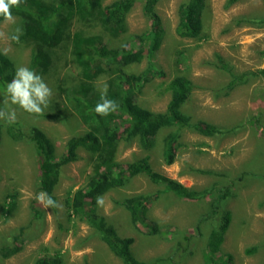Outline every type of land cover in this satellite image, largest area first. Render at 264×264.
<instances>
[{"label": "rangeland", "instance_id": "obj_1", "mask_svg": "<svg viewBox=\"0 0 264 264\" xmlns=\"http://www.w3.org/2000/svg\"><path fill=\"white\" fill-rule=\"evenodd\" d=\"M113 0H104L107 4ZM185 0H161L156 10L161 18L164 36L154 62L166 73L145 85L137 100L143 107L163 112L169 101L165 86L175 75L188 77L194 89L184 103L183 111L191 123L203 121L221 129L223 134L206 136L197 129L181 131L175 162L165 165L161 159L162 139L171 129L159 132L154 146L141 149L134 141L121 143L117 162H131L149 157L151 167L187 188L203 191L213 185L229 186L230 195L208 219L212 195L200 200L177 199L159 194L160 187L144 175L131 178L124 186L103 195L105 204L96 211L112 224L120 236L134 239L132 252L144 264H205L203 253L207 236L217 225L222 211L231 214V222L221 252L232 256V264L264 263V76H247L244 82L228 88L232 74L254 72L264 68V0H238L226 7L227 0H206L203 32L205 39L180 38L175 34L177 7ZM142 0L127 16V35L139 34L149 22L141 11ZM17 20V19H16ZM18 24V21H17ZM15 25L0 23V30L10 32ZM80 27V26H79ZM99 33L110 47H122L124 41L110 38L99 27L84 30ZM31 44H11L6 55L15 64L27 66ZM69 45L53 49L47 75H41L53 91L44 116L30 115L17 106L16 122L27 133L41 129L52 141L56 157L63 154L66 140L84 131L74 110L66 103L59 86L80 81L79 69L72 62ZM146 66L125 67L138 73ZM107 78L93 83L100 92ZM5 99L0 97V106ZM4 126V122L1 121ZM199 126V125H198ZM79 159L61 168L54 189L61 209H44L34 196L38 189V165L33 143L28 138L12 140L0 129V264H33L46 254L60 253L64 264H123L84 221L67 215L66 200L83 187L98 165L97 155L78 150ZM17 193L16 209L4 214L6 195ZM154 196L145 206L148 222L156 224L159 233L137 224L133 226L127 211L118 204L128 196ZM34 211H32V209ZM38 212L39 217H35ZM212 215V214H211ZM20 230H23L20 233ZM18 248L4 257V248ZM254 248L252 254L246 250Z\"/></svg>", "mask_w": 264, "mask_h": 264}, {"label": "trees", "instance_id": "obj_2", "mask_svg": "<svg viewBox=\"0 0 264 264\" xmlns=\"http://www.w3.org/2000/svg\"><path fill=\"white\" fill-rule=\"evenodd\" d=\"M161 0H142L141 11L149 22L148 28L133 35H127V16L136 6V0H113L107 4L104 0H23L19 8H13V15L23 27L22 43L31 44L28 67L39 75H47L52 64L53 49L69 45L72 62L79 69L80 81L71 86H59L66 103L74 110L76 117L84 127L80 135L69 137L64 145L63 154L56 157L55 147L46 134L31 127L24 133L18 123L2 125L7 135L14 141L28 138L34 145L38 165V189L46 191L56 200L54 189L60 177L61 168L79 159L78 150L83 149L97 155L98 165L83 187L72 192L66 200L67 215L70 218L84 220L99 236L109 251L123 264H144L132 252L134 239L120 236L115 227L105 221L96 211V197L111 190L121 188L131 178L146 176L149 181L160 187L159 194H171L177 199L200 200L212 195V210L207 216L211 219L218 214V208L229 197V186L213 185L209 189L197 191L154 170L149 157L136 158L131 162H117L115 151L121 143L136 142L143 150H148L156 141L160 131L171 129L162 139L161 159L167 166L175 162L179 148L181 131L185 128L197 129L206 136L223 134L212 124L200 121L191 123V117L182 107L191 95L194 85L184 75H175L165 89L169 101L163 112L151 111L139 104L137 94L156 77L166 78V73L158 69L154 62L156 52L161 46L164 29L156 10ZM238 0H227L226 7ZM206 0H185L177 7L175 34L180 38L203 40L204 13ZM3 19L0 18V23ZM80 26V27H79ZM99 27L110 38L124 41L120 48L110 47L103 35L85 33L84 30ZM264 56V52H263ZM146 59L145 68L138 72H125L123 69L139 64ZM15 64L6 55L0 53V97L3 90L15 74ZM228 88L244 82L247 76H264V68L232 74ZM107 78V95L117 101L119 108L108 116H99L94 107L100 99V92L93 83ZM199 125V126H198ZM154 195V196H157ZM145 194L128 196L119 201L129 214L133 226L140 224L149 229V233H159L155 223L148 222L145 206L154 197ZM4 214L6 217L16 209L17 193L6 195ZM34 211L33 208H31ZM212 214V215H211ZM39 217L38 212H34ZM231 222L228 211L220 213L219 222L213 226L207 236L203 258L205 264H232V256L221 252ZM23 230H20V233ZM254 248L246 250L252 254ZM18 248H4V257L14 254ZM33 264H64L60 253L46 254ZM89 264V263H84ZM264 264V263H263Z\"/></svg>", "mask_w": 264, "mask_h": 264}, {"label": "clouds", "instance_id": "obj_3", "mask_svg": "<svg viewBox=\"0 0 264 264\" xmlns=\"http://www.w3.org/2000/svg\"><path fill=\"white\" fill-rule=\"evenodd\" d=\"M22 2L23 0H0V18L6 25H15L10 32L0 30V53L4 55L11 51L12 43L20 42L23 35V27L17 24L16 17L12 12V9L19 8ZM3 95L5 99L0 106V121L6 125H11L17 119L15 108L11 106H17L30 115L44 116L45 110L49 108L53 91L35 70L21 65L16 68L13 79L6 84ZM118 108L117 101L108 98L107 84L102 85L100 99L94 107L95 113L99 116H108L117 111ZM34 199L44 209H61L63 207L46 191L37 192ZM96 203L103 207L105 204L104 197L97 196Z\"/></svg>", "mask_w": 264, "mask_h": 264}]
</instances>
